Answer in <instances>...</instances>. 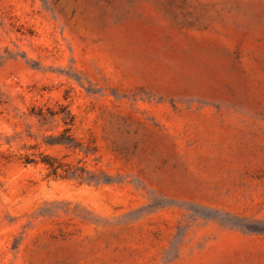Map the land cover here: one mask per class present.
Here are the masks:
<instances>
[{
    "label": "rangeland",
    "instance_id": "rangeland-1",
    "mask_svg": "<svg viewBox=\"0 0 264 264\" xmlns=\"http://www.w3.org/2000/svg\"><path fill=\"white\" fill-rule=\"evenodd\" d=\"M0 264H264V0H0Z\"/></svg>",
    "mask_w": 264,
    "mask_h": 264
},
{
    "label": "trees",
    "instance_id": "trees-1",
    "mask_svg": "<svg viewBox=\"0 0 264 264\" xmlns=\"http://www.w3.org/2000/svg\"><path fill=\"white\" fill-rule=\"evenodd\" d=\"M68 129H69L68 127L65 128V130H68ZM48 163H50V162H48ZM51 166L53 167L54 173H56V171H55V167L53 166V164H51Z\"/></svg>",
    "mask_w": 264,
    "mask_h": 264
}]
</instances>
